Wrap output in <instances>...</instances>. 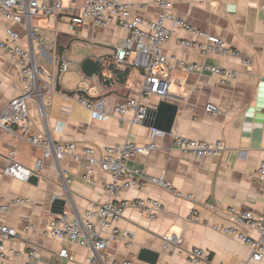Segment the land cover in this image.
<instances>
[{
    "label": "crops",
    "instance_id": "1",
    "mask_svg": "<svg viewBox=\"0 0 264 264\" xmlns=\"http://www.w3.org/2000/svg\"><path fill=\"white\" fill-rule=\"evenodd\" d=\"M120 1L129 5L131 12L145 23L157 19L158 8L148 0ZM170 1L175 16L192 28L220 38L239 51L241 57L202 56L196 50L185 48L179 45L180 41L203 43L204 40L175 29L172 23L166 24L172 33L169 42L162 48L163 54L185 62L232 70L237 73L235 81L222 83L211 72L188 73L170 64V87L165 98L150 95L142 101L143 74L135 68H131L122 86L115 84L113 79L110 84L93 82L88 94L79 95L92 102L104 99L107 112L127 99L141 100L148 113L156 111L161 102L177 107L171 131H161L162 135L154 136V117L151 114L142 125L133 124L130 113L115 116L108 122L93 121L90 112L77 101V95L66 96L55 89L45 96L49 102L45 117L41 116L36 101L29 102L31 133L49 136L58 142L75 143L77 149L74 154L66 155L55 163L52 158H45L41 149L21 139L18 130H13L11 134L0 131V206H8L6 212H0V224L14 228L21 235L18 240L6 242L5 246L21 251L34 247L39 250L34 259L0 258V264H56L61 249L74 256L73 262L63 260L62 264H87L88 247H80L66 239L46 237L43 230L53 217L67 216L72 219L82 216L92 205L108 199L104 185L110 181V176L95 167L96 185L85 181L83 176L87 161L77 156L81 149L84 146L100 149L125 142L138 146L150 142L156 145V149L149 154L129 159L127 165L139 169L145 176L162 178L171 185L172 191L150 184L121 191L118 199H158L163 204V211L150 220L137 210H126L116 227L121 235H132L133 238H117L97 253L96 264L123 261L146 264L138 260L141 250L157 253L156 264H243L250 259L248 246L205 224L210 218L220 225H228L229 222L222 215L209 214L203 205L214 204L222 211L235 207L257 216L264 215V180L257 177V168L264 161V11L261 8L264 0ZM81 4L80 0H63L62 10L56 16H36L32 19V25L41 29L43 38L38 60L42 67L44 62L51 66L47 73L52 77L56 78L57 74L59 46H67L70 40L71 44L77 41L90 46L87 56L101 57L112 55L127 35L117 23L99 28L91 20L80 28L70 30V20L81 14ZM6 27L17 31L25 46L31 48L24 25L12 24L0 17V39L5 38ZM245 60L247 64L243 63ZM109 78L107 76L106 80ZM78 86L71 90L61 89L73 92ZM20 89L19 73L5 52L0 51V109L5 108ZM209 104L216 107L219 113L205 111ZM176 137L208 143L221 140L225 149L219 157L195 159L174 148ZM10 151L14 152L16 162L31 170L37 161H41L35 184L2 175ZM177 192L182 196L178 197ZM187 195L191 199H186ZM15 198H26L29 203L10 205ZM56 199L66 202L62 215L51 211ZM195 208L199 212L197 220L189 218ZM28 221L34 229L25 233L23 229ZM241 231L250 237H257L250 228L243 227ZM109 233L102 231L101 237L106 238ZM169 235L181 238L179 250L174 253L163 249V236ZM195 248L204 250L208 260L191 262L188 254ZM249 264H264V259Z\"/></svg>",
    "mask_w": 264,
    "mask_h": 264
},
{
    "label": "built area",
    "instance_id": "2",
    "mask_svg": "<svg viewBox=\"0 0 264 264\" xmlns=\"http://www.w3.org/2000/svg\"><path fill=\"white\" fill-rule=\"evenodd\" d=\"M71 1V0H69ZM81 14L72 17L70 30L80 28L87 20H91L97 27L105 28L112 23L127 34L112 54L111 61L120 69L129 67L142 71L141 100L144 101L150 95L165 98L169 92V65L174 64L182 70L191 72L208 71L220 78L222 83L235 81L237 73L205 64L185 62L175 57H167L162 48L171 37L172 30L166 24L172 23L177 30H183L200 37L203 43L182 40L179 45L198 51L202 56L210 54L240 59L241 53L220 38L206 32L192 28L184 20L173 13V4L170 0H148L158 8V16L154 22L145 23L144 20L131 12L129 5L120 0H80ZM63 0H0V17L12 24L25 26L27 39L32 44L31 48L25 46L21 36L10 27L4 29V39H0V51L5 52L11 63L16 68L21 79L19 94L12 98L5 108L0 109V131L11 134L13 130L20 132V138L30 146L41 149L45 158H52L55 163L61 161L64 156L74 154L77 145L72 142H58L46 135H35L31 133V121L29 116V102L36 101L39 112L45 117L49 110V102L45 96L54 92L55 77L50 76L39 64L43 43L41 29L32 25V19L36 16L54 17L62 10ZM142 8H145L142 6ZM264 11V5L261 7ZM244 64L248 62L243 61ZM69 62L63 61L60 74L68 71ZM93 82L100 83L97 78L82 79L77 87L78 92L88 94ZM77 101L90 112L93 121L108 122L115 116L132 114V123L142 125L148 117V108L135 99H127L113 106L110 112L105 109V100L90 101L79 97ZM205 111L218 114L219 110L207 105ZM161 131L152 130V136L162 135ZM176 150L195 159L204 157H219L223 154L225 145L219 140L213 143L190 140L176 137L173 141ZM156 149V145L150 142L144 146H138L132 142L108 145L97 149L92 146H84L81 153L77 155L87 161V167L83 179L96 185L94 177L95 167L110 176V181L104 185L108 193V199L92 205L82 216L72 219L67 216H56L49 220L43 235L53 239H66L72 244L80 247H88L90 254L87 264H96L97 253L111 245L117 238L131 240L132 235L120 234L116 227L128 209H134L154 220L163 211L161 201L151 197H140L134 199H118L120 192L133 188H139L144 184H150L163 190L172 191L169 183L160 177L145 176L137 168H129L127 162L134 156L147 155ZM99 152V156L97 155ZM76 157V156H75ZM77 157V158H78ZM6 164L2 175L11 177L20 182H28L31 176H36L41 169V161H37L34 169H28L15 161L14 152L7 154ZM257 177L264 180V161L257 168ZM181 197L182 194L177 192ZM186 199H191L190 195ZM26 198H15L10 205H26ZM205 210L213 215H222L228 225L216 223L214 218L206 221V225L212 230L224 235L234 237L240 244L246 245L251 250V257L243 264L250 262L258 263L264 259V215L257 216L252 212H243L235 207L225 211L220 210L214 204H204ZM8 206H0V212L4 213ZM190 219L197 220L199 212L195 208L189 215ZM246 227L254 230L256 238L250 237L241 231ZM34 229L29 221L24 226V232L28 233ZM102 231H109L106 238L101 237ZM21 235L12 227L0 224V258L11 259H34L39 250L32 248L29 251L8 249L6 242L18 240ZM181 245V238L176 235L163 236V249L167 252H176ZM191 262L208 260L207 253L195 248L188 254ZM74 261V256L66 249H61L57 254L56 264L62 261ZM113 264H131V262H113Z\"/></svg>",
    "mask_w": 264,
    "mask_h": 264
},
{
    "label": "water",
    "instance_id": "3",
    "mask_svg": "<svg viewBox=\"0 0 264 264\" xmlns=\"http://www.w3.org/2000/svg\"><path fill=\"white\" fill-rule=\"evenodd\" d=\"M71 42L66 46H60L57 53V74L55 78V91L61 93L66 96H74V95H83L82 92L78 91H65L61 89L59 84V76H60V69L63 64V53L65 50L69 49ZM112 55L101 56V57H94L92 55L87 56L82 62L79 64V70L84 78L92 79L97 78L98 80L102 81L103 83L110 84L111 80H104L102 75H106L107 73L110 77L114 78L115 84L122 86L126 83L127 78L130 73V68L120 69L116 67V65L111 61ZM109 59L108 61H104L105 59ZM177 112V107L170 105L165 102H161L159 107L156 111L152 113H148V115H152L154 117L153 121V129L163 131L165 133H169L171 131V127L173 125L175 116ZM37 180L36 176H31L28 180L29 183L35 184ZM65 201L63 200H54L51 205V211L53 214L62 215L64 213ZM158 254L148 251V250H141L138 255V260L144 262L146 264H156L158 259Z\"/></svg>",
    "mask_w": 264,
    "mask_h": 264
},
{
    "label": "rangeland",
    "instance_id": "4",
    "mask_svg": "<svg viewBox=\"0 0 264 264\" xmlns=\"http://www.w3.org/2000/svg\"><path fill=\"white\" fill-rule=\"evenodd\" d=\"M90 52V46L84 43L73 41L68 50L63 53V59L69 62L68 71L60 74L59 84L61 87L67 89H75L77 85L81 83L82 74L79 70V64L85 59ZM39 64H40V60ZM43 68L47 72L51 70V66L44 62Z\"/></svg>",
    "mask_w": 264,
    "mask_h": 264
},
{
    "label": "trees",
    "instance_id": "5",
    "mask_svg": "<svg viewBox=\"0 0 264 264\" xmlns=\"http://www.w3.org/2000/svg\"><path fill=\"white\" fill-rule=\"evenodd\" d=\"M70 42H71V40L69 41V43H70ZM69 43H68V44H69ZM59 47H60V46H59ZM62 47H66V46H62ZM57 53H58V52H57ZM108 60H109V59L107 58V59H105L104 61L106 62V61H108ZM107 76H110V75H109L108 73H107L106 75H102V77L104 78V80L107 79ZM109 79H110V80H112V79L114 80V78H112V77H110ZM99 82L103 84L102 81L99 80Z\"/></svg>",
    "mask_w": 264,
    "mask_h": 264
}]
</instances>
